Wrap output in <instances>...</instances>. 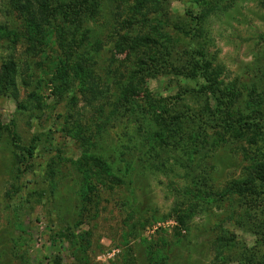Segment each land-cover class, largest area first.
I'll list each match as a JSON object with an SVG mask.
<instances>
[{
    "label": "rangeland",
    "instance_id": "obj_1",
    "mask_svg": "<svg viewBox=\"0 0 264 264\" xmlns=\"http://www.w3.org/2000/svg\"><path fill=\"white\" fill-rule=\"evenodd\" d=\"M239 120L264 0H0V264H264Z\"/></svg>",
    "mask_w": 264,
    "mask_h": 264
},
{
    "label": "trees",
    "instance_id": "obj_2",
    "mask_svg": "<svg viewBox=\"0 0 264 264\" xmlns=\"http://www.w3.org/2000/svg\"><path fill=\"white\" fill-rule=\"evenodd\" d=\"M162 1H167V0H162ZM183 77H187L185 75H183ZM201 90H198L200 93L206 92L207 88L205 86H202L200 88ZM197 91V92H198ZM219 103V101H218ZM219 106V104H218ZM225 126L224 128H227V133H229L232 136L233 133H237L240 129H243V127H247V129H249V131L252 134V143L253 145H255L258 149L259 152V162L257 165V176L260 180H264V134L261 131V129L257 126L256 122H246L244 120H239L236 121L234 123H224ZM238 135V134H237ZM17 139V138H15ZM34 154V148L33 147H28V148H18V154H16V162L19 163L20 165L25 164L27 162L28 159L32 158ZM98 162H93L94 165H99V167L102 169V173L104 172L103 167L101 166V164H97ZM85 172L89 174L91 173V171H87V169L85 168ZM97 175H102V174H98ZM106 177V176H105ZM90 188V186H89ZM92 188H94L95 190H97L96 186L92 185Z\"/></svg>",
    "mask_w": 264,
    "mask_h": 264
}]
</instances>
